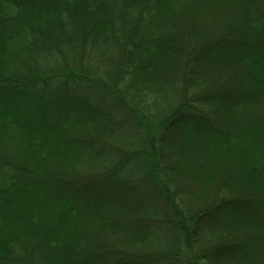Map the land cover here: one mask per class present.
I'll list each match as a JSON object with an SVG mask.
<instances>
[{"label": "trees", "instance_id": "16d2710c", "mask_svg": "<svg viewBox=\"0 0 264 264\" xmlns=\"http://www.w3.org/2000/svg\"><path fill=\"white\" fill-rule=\"evenodd\" d=\"M263 133L264 0H0V264H264Z\"/></svg>", "mask_w": 264, "mask_h": 264}, {"label": "rangeland", "instance_id": "374dc122", "mask_svg": "<svg viewBox=\"0 0 264 264\" xmlns=\"http://www.w3.org/2000/svg\"><path fill=\"white\" fill-rule=\"evenodd\" d=\"M198 28V27H197ZM236 68V66H235ZM47 120V118H46ZM244 126H247V124H243ZM258 127H260V124H257ZM263 135V139H264V133L262 134ZM179 140H177L178 142ZM217 173V175L219 174L220 178H224V176H227V175H230L232 173H234V169L232 168H226V170H219V169H216L215 170ZM207 175V174H206ZM64 183H67L66 180H63ZM61 183V182H60ZM133 187L132 188H127L126 190L129 191V195L131 198L135 199L138 201L139 205H140V198H142V189H144L143 186H140V185H132ZM56 188V191L54 192H59L60 189L57 188V185L55 186ZM262 186H256V187H252V188H244V189H241L243 193H245L246 195H250V197H246V200H247V203L249 204H252L253 203V200H256V197H255V193L258 191V193L262 192ZM258 200V199H257ZM256 200V202H257ZM143 203L140 205L142 207ZM140 206H138L136 203H132V208H136V212L140 211ZM142 209V208H141ZM118 215V214H117ZM132 216H128V218H131ZM83 263V262H82Z\"/></svg>", "mask_w": 264, "mask_h": 264}]
</instances>
